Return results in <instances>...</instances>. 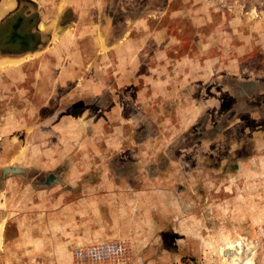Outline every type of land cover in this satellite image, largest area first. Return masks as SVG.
Segmentation results:
<instances>
[{"label":"rangeland","instance_id":"1","mask_svg":"<svg viewBox=\"0 0 264 264\" xmlns=\"http://www.w3.org/2000/svg\"><path fill=\"white\" fill-rule=\"evenodd\" d=\"M81 20L0 60V264H264V0Z\"/></svg>","mask_w":264,"mask_h":264},{"label":"crops","instance_id":"2","mask_svg":"<svg viewBox=\"0 0 264 264\" xmlns=\"http://www.w3.org/2000/svg\"><path fill=\"white\" fill-rule=\"evenodd\" d=\"M104 6L105 0H0V39H6L5 43H0V60H24L38 54L56 55L58 48L46 51L44 45L50 40V32L44 31L42 25L68 23L75 28L82 22L81 15L88 16L93 11L98 13ZM13 24L20 26L13 27ZM6 81L10 82L9 77ZM20 86L26 87L24 83Z\"/></svg>","mask_w":264,"mask_h":264},{"label":"built area","instance_id":"3","mask_svg":"<svg viewBox=\"0 0 264 264\" xmlns=\"http://www.w3.org/2000/svg\"><path fill=\"white\" fill-rule=\"evenodd\" d=\"M120 251L119 248L116 247H108V246H101V247H90L88 249L82 250L77 254L78 259L88 261L91 263H96L94 260H98L105 255H116Z\"/></svg>","mask_w":264,"mask_h":264},{"label":"bare ground","instance_id":"4","mask_svg":"<svg viewBox=\"0 0 264 264\" xmlns=\"http://www.w3.org/2000/svg\"><path fill=\"white\" fill-rule=\"evenodd\" d=\"M6 61V60H5ZM231 249V248H230ZM233 249V248H232ZM241 249V248H240ZM232 251V250H231ZM235 251V250H234ZM227 252V251H226ZM230 252V251H229ZM227 252L228 259L233 260V264H253V257L251 255H248L242 262H239V257L242 255L244 252L243 250L235 251V254H230ZM242 258V257H241Z\"/></svg>","mask_w":264,"mask_h":264}]
</instances>
